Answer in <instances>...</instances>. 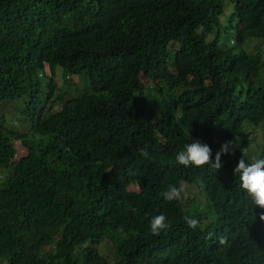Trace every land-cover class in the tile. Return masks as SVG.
I'll list each match as a JSON object with an SVG mask.
<instances>
[{"label":"trees","instance_id":"16d2710c","mask_svg":"<svg viewBox=\"0 0 264 264\" xmlns=\"http://www.w3.org/2000/svg\"><path fill=\"white\" fill-rule=\"evenodd\" d=\"M263 43L264 0H0V264H264L233 173L264 154ZM236 135L219 170L175 161Z\"/></svg>","mask_w":264,"mask_h":264},{"label":"clouds","instance_id":"9594fccd","mask_svg":"<svg viewBox=\"0 0 264 264\" xmlns=\"http://www.w3.org/2000/svg\"><path fill=\"white\" fill-rule=\"evenodd\" d=\"M240 137L235 136L233 139L224 142L219 150L215 153L213 159L212 149L206 143H201L198 140H192L183 145V147L176 153V163L184 166H194L201 168L204 166L219 170L222 167V155L234 154L239 148ZM140 155L145 159H151V154L147 149H139ZM242 156L233 169V173L238 177L239 187L247 194L254 205L264 209V154L252 156L248 159L246 150L241 151ZM164 200L168 202L183 201L187 193L183 186L169 185L165 191L161 193ZM260 220L264 221V211L260 213ZM184 222L191 229L202 227L200 221L194 216H184ZM150 232L153 236H159L171 227L167 216L164 213H159L151 216L148 221ZM220 244L225 243V238L221 237Z\"/></svg>","mask_w":264,"mask_h":264},{"label":"rangeland","instance_id":"374dc122","mask_svg":"<svg viewBox=\"0 0 264 264\" xmlns=\"http://www.w3.org/2000/svg\"><path fill=\"white\" fill-rule=\"evenodd\" d=\"M231 9H232L231 4L230 3L229 4H226L225 5V12H224V14H223L222 17L224 18L225 16H228L230 14V12H231ZM262 47L264 49V43L262 44ZM17 102L18 101H16V102L15 101H6L2 105L3 106V109L11 110L12 111V107L13 106H17V104H16ZM13 115L16 116L17 114L14 113ZM251 130H252V133H254V138L253 139H251L249 137V135L246 136V134H245L244 136L246 137V140H248V142L247 141L246 142H247L249 151L250 152H253L254 154H257L258 153L257 150H260L261 149L260 146H259L260 145L259 140L261 139V127H260V130L259 131L256 130V129H251ZM182 186L185 188V191L187 193L186 199H189L190 198L191 191H194V190L197 189V186H195L193 184H186V183H184Z\"/></svg>","mask_w":264,"mask_h":264}]
</instances>
